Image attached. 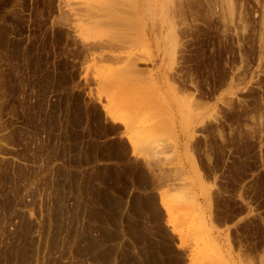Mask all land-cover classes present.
I'll use <instances>...</instances> for the list:
<instances>
[{
    "label": "rangeland",
    "instance_id": "374dc122",
    "mask_svg": "<svg viewBox=\"0 0 264 264\" xmlns=\"http://www.w3.org/2000/svg\"><path fill=\"white\" fill-rule=\"evenodd\" d=\"M45 107L88 215L42 264H264V0H0V164Z\"/></svg>",
    "mask_w": 264,
    "mask_h": 264
},
{
    "label": "built area",
    "instance_id": "2783aa9c",
    "mask_svg": "<svg viewBox=\"0 0 264 264\" xmlns=\"http://www.w3.org/2000/svg\"><path fill=\"white\" fill-rule=\"evenodd\" d=\"M69 108L45 107L41 135L48 129L47 142L54 150L33 162L18 157L0 164V255L9 256L23 249L30 237L29 254L42 264L47 258L62 257L68 250L66 235L73 225L87 223L86 197L75 202L71 193V173L77 168L73 153L76 123ZM6 118L0 115V123ZM62 130V132H61ZM2 157L0 156V159Z\"/></svg>",
    "mask_w": 264,
    "mask_h": 264
},
{
    "label": "bare ground",
    "instance_id": "6f19581e",
    "mask_svg": "<svg viewBox=\"0 0 264 264\" xmlns=\"http://www.w3.org/2000/svg\"><path fill=\"white\" fill-rule=\"evenodd\" d=\"M164 208L166 209L167 212L170 211V207L168 206V204H165V203H164ZM104 224H105V223H104Z\"/></svg>",
    "mask_w": 264,
    "mask_h": 264
}]
</instances>
